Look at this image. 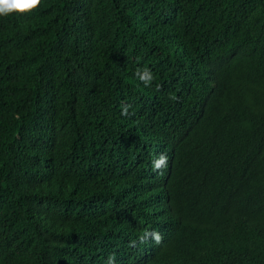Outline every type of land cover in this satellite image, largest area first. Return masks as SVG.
Masks as SVG:
<instances>
[{"label": "trees", "instance_id": "trees-1", "mask_svg": "<svg viewBox=\"0 0 264 264\" xmlns=\"http://www.w3.org/2000/svg\"><path fill=\"white\" fill-rule=\"evenodd\" d=\"M147 209L177 250L264 248V0L0 16V264H109Z\"/></svg>", "mask_w": 264, "mask_h": 264}, {"label": "clouds", "instance_id": "clouds-1", "mask_svg": "<svg viewBox=\"0 0 264 264\" xmlns=\"http://www.w3.org/2000/svg\"><path fill=\"white\" fill-rule=\"evenodd\" d=\"M42 0H0V16L11 13L26 14L37 9ZM137 75L145 86H151L153 75L149 69L138 70ZM128 114V108L124 107L122 115ZM167 166V156L160 153L153 162V170L164 174ZM149 214V215H148ZM151 209L146 210L145 219L140 224L133 226L139 228L138 232L127 234L121 238V244L126 246L121 250H113L109 258V264H237L236 261L227 258L221 262L216 260L205 249L197 254H191L188 249L177 250L179 245L168 242L169 230L160 222H153ZM245 238L250 240L247 234H237L239 251L243 257H248L249 246ZM250 257L249 264H262L264 260V248Z\"/></svg>", "mask_w": 264, "mask_h": 264}, {"label": "bare ground", "instance_id": "bare-ground-1", "mask_svg": "<svg viewBox=\"0 0 264 264\" xmlns=\"http://www.w3.org/2000/svg\"><path fill=\"white\" fill-rule=\"evenodd\" d=\"M164 194V193H163ZM168 213V212H167Z\"/></svg>", "mask_w": 264, "mask_h": 264}]
</instances>
